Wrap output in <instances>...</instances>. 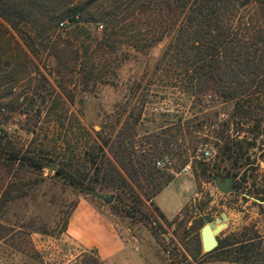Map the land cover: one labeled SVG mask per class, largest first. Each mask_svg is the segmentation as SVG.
<instances>
[{
  "label": "rangeland",
  "instance_id": "obj_1",
  "mask_svg": "<svg viewBox=\"0 0 264 264\" xmlns=\"http://www.w3.org/2000/svg\"><path fill=\"white\" fill-rule=\"evenodd\" d=\"M7 1L0 0V25L10 41V47L0 48L2 155L35 154L46 165L34 170L0 164V264H104L97 256L92 259L94 248L82 246L62 229L80 197L113 224L130 262L139 256L144 264H219L217 258L233 261L239 256L249 264L252 257L245 256H256L247 249L264 252V89H254L250 101L244 102L246 112L234 108L232 101L210 96L194 104L191 96L173 86L167 67H154L164 43H154L152 12L122 20L126 0H94L87 5L89 0H71L74 6L86 5L82 21H65L48 33L40 32L42 25L35 18L14 27L11 10L3 4ZM114 9V19L107 23ZM27 34L33 37L32 46L27 45ZM131 36L153 44L136 50L127 41ZM15 47L16 68L8 57ZM138 113L133 138L127 141L133 142L137 157H155V172L152 179L140 174L137 181L125 175L131 188L117 190L103 177L105 152L113 160L105 140L113 144L123 122H132ZM187 118L193 129L204 124L194 132L196 141L191 144L183 130L174 149L156 144L157 136L169 137L175 124L185 128ZM167 128L170 131L163 133ZM224 138L232 144L226 153L221 148ZM205 149L211 155L198 158ZM63 157L72 163L70 172H75L80 188L68 177L56 176ZM165 157L168 160L159 165ZM186 164L190 169L184 172ZM167 174L178 175L157 196L164 207L174 211L194 193L165 221L154 210L150 190ZM228 176L236 192L218 190L215 178ZM84 187L94 190L88 193ZM6 191L9 197L3 206ZM102 195L113 199L107 203L98 197ZM220 211L231 219L217 237L232 244L205 254L200 228Z\"/></svg>",
  "mask_w": 264,
  "mask_h": 264
},
{
  "label": "trees",
  "instance_id": "obj_2",
  "mask_svg": "<svg viewBox=\"0 0 264 264\" xmlns=\"http://www.w3.org/2000/svg\"><path fill=\"white\" fill-rule=\"evenodd\" d=\"M70 1L8 0L3 4L8 5L11 10L10 19L14 27L18 21L35 18L34 20H40L42 25L40 32L48 33L52 26H58L60 21L79 24L83 18L82 10L94 0H89L86 5L80 6H74L70 4ZM124 10L122 20L139 12L142 15H146L148 11L152 12V19L149 20L153 24V35L155 33L154 43L162 41L164 43L161 55L156 60L154 67L156 70L164 66L167 67L175 79L173 86L191 96L194 104L200 105L205 96H210L220 102L232 101L234 108L246 112L243 110L244 102L250 101L248 98L252 96L254 89L259 92L264 89V0H126ZM115 14V9L107 14L111 17L107 23L113 21ZM14 20L15 22H13ZM34 20L27 21H32L35 24ZM24 22L26 23V21ZM99 25L103 26L102 23ZM132 37L127 41L136 50H143L150 43L153 44V41L147 44L143 42L142 38ZM27 39L29 40L27 45L32 46L34 44L32 35L27 34ZM5 44L10 47V41L5 37V31L1 29L0 25V48L6 47ZM18 46L22 49L20 45ZM17 55H19V50L15 47L8 56L14 59L15 68L19 60L16 59ZM6 63H9V60ZM196 116L197 114H194L192 117ZM139 117L140 113L134 117L132 122L129 120L123 122V128L120 129L113 144L109 143L108 139L105 140V146L108 145L113 160L105 152L103 177L105 184L113 186L117 190L125 187L131 188L126 176L132 181H137L140 174L152 179L153 172H155V157L147 159L142 154L137 157L133 142L127 141L133 138L134 125ZM190 121L191 118L184 120L185 128H182L180 123L175 124V130L169 137L157 136L156 144L159 142L162 145L161 148L169 151L173 145H179L177 144V134H182L183 130L187 133L192 144L196 141L194 132H198L204 124L193 129ZM167 131H170V128L162 130L163 133ZM2 138L3 135L0 136V164L11 167L17 163L20 167L24 166L34 170H41L46 165L44 158L35 154L15 152L6 154L7 156L2 155ZM207 138H203V140H207ZM228 143L229 140L224 138L223 146H221L224 153L232 149V144ZM229 156L227 153L226 157ZM91 159L94 160L92 157ZM86 161L88 162L90 159ZM92 163L94 165V161ZM70 167H72L70 160L66 162L63 157L55 174L64 178L68 177L69 183L80 188V182L74 179L75 172H70ZM76 172L79 173V170L77 169ZM173 177L171 174H167L162 184H154L150 190L151 198L163 189ZM81 189L88 193L94 190L93 187ZM4 193L6 195L7 191ZM8 194L1 203L3 206L7 201L6 198L9 197ZM154 210L161 219L167 221L165 215L155 205ZM67 220L65 219L63 222V231L66 230ZM250 243V246L254 245L252 242ZM231 244L218 238V245L205 254L224 249ZM239 246L244 247L243 243H240ZM253 249L251 247L245 252L255 255L256 258L251 255L245 257H252L251 264H261L264 252L253 251ZM196 253H200V245H197ZM96 256H93L92 259H97ZM217 260L228 259L217 258ZM239 260V256L233 259V261ZM243 262L248 263V261Z\"/></svg>",
  "mask_w": 264,
  "mask_h": 264
},
{
  "label": "crops",
  "instance_id": "obj_3",
  "mask_svg": "<svg viewBox=\"0 0 264 264\" xmlns=\"http://www.w3.org/2000/svg\"><path fill=\"white\" fill-rule=\"evenodd\" d=\"M171 181L152 198L154 205L167 219L177 215L194 193L193 191L190 195H187L186 199L181 201V204L176 205L177 207H175L174 211H170L157 201V196L165 188L170 187ZM65 233L77 240L82 246L94 248L97 257L104 264H144L139 256H136L135 261H129L127 246L113 224L105 216L100 214L91 202L84 197H80L70 211ZM218 262L219 264H247L229 260H218ZM261 264H264V259Z\"/></svg>",
  "mask_w": 264,
  "mask_h": 264
},
{
  "label": "water",
  "instance_id": "obj_4",
  "mask_svg": "<svg viewBox=\"0 0 264 264\" xmlns=\"http://www.w3.org/2000/svg\"><path fill=\"white\" fill-rule=\"evenodd\" d=\"M50 169L54 170L55 166L50 165ZM215 184L219 191L226 192H236V189L232 187L231 178L222 179L220 177L215 178ZM104 199L105 202L110 203L113 196H98ZM257 200V199H256ZM258 202H262L257 200ZM229 220L228 214L225 211H220L218 216L214 217L213 220L205 222L200 228V244L201 249L204 253L210 252L218 245V234L227 225Z\"/></svg>",
  "mask_w": 264,
  "mask_h": 264
},
{
  "label": "built area",
  "instance_id": "obj_5",
  "mask_svg": "<svg viewBox=\"0 0 264 264\" xmlns=\"http://www.w3.org/2000/svg\"><path fill=\"white\" fill-rule=\"evenodd\" d=\"M65 25V21H60L59 22V27H63ZM4 111V108H1L0 109V114L2 113ZM2 135V128H1V126H0V136ZM211 155V152L209 151V150H202V151H200L198 154H197V157L198 158H203V157H205V158H208L209 156ZM168 160V158L167 157H165L163 160H161V161H158V164L160 165L161 163L163 164V163H165L166 161ZM190 169V165L189 164H186L185 166H184V168H183V170L182 171H184V172H186V171H188Z\"/></svg>",
  "mask_w": 264,
  "mask_h": 264
},
{
  "label": "flooded vegetation",
  "instance_id": "obj_6",
  "mask_svg": "<svg viewBox=\"0 0 264 264\" xmlns=\"http://www.w3.org/2000/svg\"><path fill=\"white\" fill-rule=\"evenodd\" d=\"M228 178H231V180L233 179L231 176H228V177H224V178H222V179H228ZM232 187H234V183H232Z\"/></svg>",
  "mask_w": 264,
  "mask_h": 264
}]
</instances>
